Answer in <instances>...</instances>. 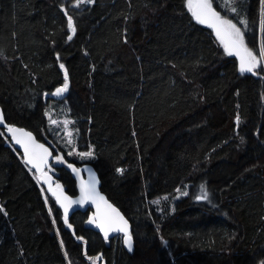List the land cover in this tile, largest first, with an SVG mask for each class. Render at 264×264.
Instances as JSON below:
<instances>
[{"label": "trees", "instance_id": "obj_1", "mask_svg": "<svg viewBox=\"0 0 264 264\" xmlns=\"http://www.w3.org/2000/svg\"><path fill=\"white\" fill-rule=\"evenodd\" d=\"M213 9L239 24L251 74L186 0H0L6 123L51 148L68 195L69 164H91L132 237L131 252L102 240L87 210L75 239L0 129V264H264V0Z\"/></svg>", "mask_w": 264, "mask_h": 264}, {"label": "water", "instance_id": "obj_2", "mask_svg": "<svg viewBox=\"0 0 264 264\" xmlns=\"http://www.w3.org/2000/svg\"><path fill=\"white\" fill-rule=\"evenodd\" d=\"M202 2L203 0H198V3H202ZM212 10L216 12L213 8ZM193 11H198V9L194 7L190 11L193 21L196 24L210 30L213 33V35L221 42V39L217 36L216 29L214 27L209 26L210 21L206 23H199L197 19L193 16ZM216 13L220 16L218 12ZM228 39L229 38L227 36H224L225 42H227ZM221 44L223 45V49L225 51V44L222 42ZM225 53L229 57L234 58L237 61L240 70V55L244 54L243 51L241 50L240 55L236 53L235 49H233L232 55H229L226 51ZM243 73L251 74V72H243ZM9 128L22 130L23 133L30 134L31 140L34 141L36 145H42L43 148L42 149L35 148L34 145H31V141H29V138L27 136L22 135L21 132H16V133L10 132ZM0 129H3L5 135L10 140V144L18 152L21 153L24 164L30 170H32L34 175L38 178L39 185H41L46 190L48 195L55 200L57 206L62 211V218L65 225V229L68 232H70L75 239L76 237L74 235L75 234L74 227L68 221L70 216L76 212H86L87 210H91L92 214L85 220L84 227L88 230H92L97 234H99L101 239L104 241H108L115 237L122 236V243L124 249L127 252H131L132 248L131 250H129L128 246L124 243L123 232L108 231V236L106 238L104 231H102L101 227L98 226L99 224L103 223L105 229L107 230L111 226H116V227L123 226V221H126L128 233L130 234L131 232V224L129 223V221L124 217L121 211L116 206H114L112 202L108 200L105 194L102 193L100 179L98 177L97 172L95 171L94 167L91 164L85 163L79 166L75 164H69V172L71 177L75 181L77 192L76 195L74 196L68 195L65 191L62 190L61 187L56 186L54 177L46 171L50 166H54L56 164L54 162L55 157H53V152L51 148L47 144L39 141L32 132L26 130L25 128L6 123L1 107H0ZM16 138H20L23 141L29 142L30 146L33 148L35 152L40 153L41 155L44 156L45 162L43 163L40 171H38L37 168L34 167L32 164L26 162L24 148L22 147L21 144L16 143ZM43 149H47V153H44ZM41 173H43V175ZM91 185H94L95 193H97L98 195L94 197H88L82 200V191H81L82 187L85 190H87ZM100 197H102L103 199H100ZM65 207H67V213H65ZM113 209L115 211H113ZM117 213L119 214V216L116 215ZM120 217L123 218V221H120L119 219ZM89 221H93V222L90 223ZM99 258H101V255H99Z\"/></svg>", "mask_w": 264, "mask_h": 264}, {"label": "snow or ice", "instance_id": "obj_3", "mask_svg": "<svg viewBox=\"0 0 264 264\" xmlns=\"http://www.w3.org/2000/svg\"><path fill=\"white\" fill-rule=\"evenodd\" d=\"M88 2L91 3L92 0H88ZM188 7L190 10L193 9L192 0H188ZM195 8L198 9V11H193V16L197 19L199 23H206L210 21L209 26L214 27L216 29L217 36L221 39V42L225 44V51L229 55L233 54V49L236 50V53L238 55H240L241 50L243 51L244 54L240 55V71L242 73L243 72H253V70L258 65V60H257V57L251 51H249L246 48H243V37L240 33V30L236 28V26L232 24L231 21L222 19L216 12H214L212 10L211 4H209L207 0H203L202 3L196 4ZM68 26L70 29H72V31H75V29L73 28L71 19H69ZM224 36H227L229 38L227 42H225ZM69 39H71V37H69ZM261 58L264 59V53H261ZM61 68H63V65H61ZM65 81L66 82H65L64 87L57 89L55 93L56 95H60L62 92L67 90V73H65ZM9 131L13 133L21 132L22 135L27 136L29 138V141H31V145H34L35 148H38V149L43 148L42 145H36L35 142L31 140L30 134L23 133L22 130L12 129V128H9ZM16 143L21 144L22 147L24 148L26 162L29 164H32L34 167L37 168L38 171H40L43 163L45 162L44 156L41 155L40 153L35 152L33 148L30 146L29 142L23 141L20 138H16ZM43 152L47 153V149H43ZM80 155L90 156L91 152L81 153ZM41 174L43 175V173ZM57 187L59 186L57 185ZM81 191H82V200L88 197H94L98 195L97 193H95L94 185H91L87 190H85L82 187ZM201 198H205V197H198V199H201ZM100 199H103V198L100 197ZM113 211L115 210L113 209ZM65 213H67V207H65ZM116 215L119 216L118 213ZM119 219L120 221H123L122 217H120ZM89 222L91 223L93 221H89ZM98 226L101 227L102 231H104L106 238L108 236V231L123 232L124 233V243L128 246L129 250H131L132 237L128 233L126 221H123V226H120V227L111 226L107 230L105 229L103 223L99 224Z\"/></svg>", "mask_w": 264, "mask_h": 264}, {"label": "rangeland", "instance_id": "obj_4", "mask_svg": "<svg viewBox=\"0 0 264 264\" xmlns=\"http://www.w3.org/2000/svg\"><path fill=\"white\" fill-rule=\"evenodd\" d=\"M80 1H84V0H80ZM207 2L209 4H211V7L212 8H213L214 2H216L217 3V6L220 8V10H222L223 12H227L228 11V5H229L230 0H223L221 2H218V1H215V0L214 1L213 0H207ZM197 3H198V0H192L193 8L195 7V5ZM186 7L189 9V7H188V0H186ZM233 9H234V11H233ZM235 10H236L235 9V6H233V8L231 10H229L228 15H231V13L232 12H235ZM189 11H191V10L189 9ZM218 13L220 14V16H221L222 19L231 21V23L234 24L236 26V28H238L240 30V33H241V35L243 37V46H244V36H243L242 30H241L239 24L236 21H234L233 19H231V17H229L228 15H223L220 11H218ZM64 85H65V83H64ZM64 85H62L60 88H63ZM66 91L62 92L60 95L54 94V96L61 98L66 93ZM63 116H64V113H62V119H60V122H58L56 124V125H58L57 130L60 133H62V135H63L64 138L70 139L71 132H70V129H69V125H68V122L64 121V119H63L64 117ZM52 124H54V123L52 122ZM179 195H181V194H178V196Z\"/></svg>", "mask_w": 264, "mask_h": 264}, {"label": "flooded vegetation", "instance_id": "obj_5", "mask_svg": "<svg viewBox=\"0 0 264 264\" xmlns=\"http://www.w3.org/2000/svg\"><path fill=\"white\" fill-rule=\"evenodd\" d=\"M102 264H105L104 262Z\"/></svg>", "mask_w": 264, "mask_h": 264}]
</instances>
